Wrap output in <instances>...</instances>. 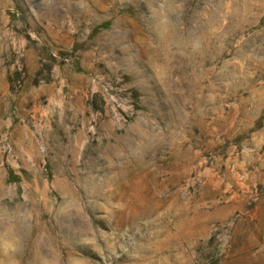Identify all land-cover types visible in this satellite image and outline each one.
Listing matches in <instances>:
<instances>
[{
	"label": "rangeland",
	"instance_id": "rangeland-1",
	"mask_svg": "<svg viewBox=\"0 0 264 264\" xmlns=\"http://www.w3.org/2000/svg\"><path fill=\"white\" fill-rule=\"evenodd\" d=\"M0 264H264V0H0Z\"/></svg>",
	"mask_w": 264,
	"mask_h": 264
},
{
	"label": "bare ground",
	"instance_id": "bare-ground-1",
	"mask_svg": "<svg viewBox=\"0 0 264 264\" xmlns=\"http://www.w3.org/2000/svg\"><path fill=\"white\" fill-rule=\"evenodd\" d=\"M123 193V192H122ZM125 194V193H124ZM126 195V194H125ZM120 197V196H119ZM122 200V199H121ZM130 206V205H129ZM200 216V215H199ZM184 228H187V229H193L194 227H200L202 225V221H201V217H196L194 216V218H186L184 220Z\"/></svg>",
	"mask_w": 264,
	"mask_h": 264
},
{
	"label": "crops",
	"instance_id": "crops-1",
	"mask_svg": "<svg viewBox=\"0 0 264 264\" xmlns=\"http://www.w3.org/2000/svg\"><path fill=\"white\" fill-rule=\"evenodd\" d=\"M66 101V100H65ZM70 101H72V100H70Z\"/></svg>",
	"mask_w": 264,
	"mask_h": 264
}]
</instances>
